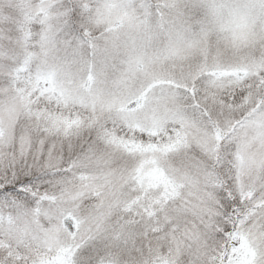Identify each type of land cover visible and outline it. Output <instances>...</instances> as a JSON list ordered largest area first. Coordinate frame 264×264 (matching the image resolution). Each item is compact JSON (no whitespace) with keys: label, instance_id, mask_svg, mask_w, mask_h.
Listing matches in <instances>:
<instances>
[{"label":"snow or ice","instance_id":"snow-or-ice-1","mask_svg":"<svg viewBox=\"0 0 264 264\" xmlns=\"http://www.w3.org/2000/svg\"><path fill=\"white\" fill-rule=\"evenodd\" d=\"M0 264H264V0H0Z\"/></svg>","mask_w":264,"mask_h":264}]
</instances>
